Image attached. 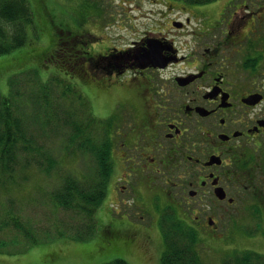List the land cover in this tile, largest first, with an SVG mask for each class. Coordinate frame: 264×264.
Returning a JSON list of instances; mask_svg holds the SVG:
<instances>
[{"label":"flooded vegetation","instance_id":"af4514ba","mask_svg":"<svg viewBox=\"0 0 264 264\" xmlns=\"http://www.w3.org/2000/svg\"><path fill=\"white\" fill-rule=\"evenodd\" d=\"M103 3L126 9L102 13ZM78 4L82 18H117L131 39L117 47L123 37L109 39L99 26L75 35L48 10L57 36L46 60L101 99V123L119 118L135 84L147 94L129 129L108 130L105 199L122 213L115 219L111 210L114 222L187 225L199 236L217 225H264V0ZM140 206L133 220L129 211Z\"/></svg>","mask_w":264,"mask_h":264},{"label":"rangeland","instance_id":"374dc122","mask_svg":"<svg viewBox=\"0 0 264 264\" xmlns=\"http://www.w3.org/2000/svg\"><path fill=\"white\" fill-rule=\"evenodd\" d=\"M79 1L29 0L34 13L29 44L0 56V92L8 96L12 84L16 116L28 132L26 142L15 147L12 171H0V264H106L116 259L129 264H162L161 225H118L113 218L120 219L122 213L114 210L115 202L104 199L90 236V226L95 221L83 211L62 207L54 198L68 178L82 184L91 181L89 177L101 180L96 175L97 163L92 153L84 150L83 154L76 143H69L73 126L66 125V120L89 124L102 144L108 130L113 129L116 134L122 127L129 129L136 116L132 112L141 114L147 98L146 92L140 93V85L135 84L128 105L119 104L115 109L118 112L113 117L119 118L113 121L111 117L110 122L101 123L96 114L101 99L96 101L84 85L66 80L63 70L54 61L46 60L57 36L54 25L46 19L48 10L58 15L56 25L66 26L75 35L87 26L88 31L98 32L99 26L105 28L109 39L123 37V41H116L117 47L125 46L131 39L127 30L117 27V18L107 22L96 16H79L85 8ZM97 9L121 14L126 7L103 3ZM86 20L89 21L85 23ZM107 25L112 26L106 28ZM122 142L119 136L118 144ZM113 195L115 198V191ZM147 204L151 211L149 200ZM111 210L113 218L109 215ZM144 210L143 206L135 207L129 214L136 220L135 213ZM9 214L12 219H8ZM209 234L198 235L194 248L200 264H238L253 253L264 257V225H217L216 232ZM252 261L254 264L255 259Z\"/></svg>","mask_w":264,"mask_h":264},{"label":"trees","instance_id":"16d2710c","mask_svg":"<svg viewBox=\"0 0 264 264\" xmlns=\"http://www.w3.org/2000/svg\"><path fill=\"white\" fill-rule=\"evenodd\" d=\"M34 24V13L29 0H0V56L9 54L29 44V28ZM8 96L0 92V171H12L15 163L16 149L19 142H26V127L16 116L13 103L12 84L10 83ZM21 112L22 110H17ZM66 125L73 126V133L69 136V143H76L77 148L84 152L89 150L96 163L98 178L89 177L84 184L68 178L66 184L54 194L60 205L67 209L85 212L91 221L96 220V213L107 194V184L111 174L110 161V132L99 142L90 130L89 124L72 123L66 120ZM94 135V137L92 136ZM28 139V138H27ZM70 145L67 144L66 147ZM11 214L8 219H12ZM97 221L90 226L92 236ZM19 226L18 223H15ZM164 251L162 264H200L197 252L194 250L198 242V234L187 225H161ZM88 235V236H89ZM89 236V237H90ZM87 238V237H86ZM263 258V259H262ZM264 264V257L258 253L246 255L238 264ZM106 264H129L124 259H116Z\"/></svg>","mask_w":264,"mask_h":264}]
</instances>
